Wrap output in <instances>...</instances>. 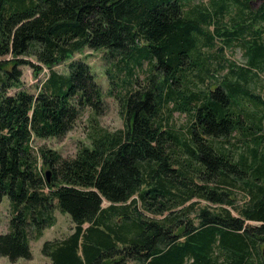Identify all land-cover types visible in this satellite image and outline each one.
Wrapping results in <instances>:
<instances>
[{"label": "trees", "instance_id": "trees-1", "mask_svg": "<svg viewBox=\"0 0 264 264\" xmlns=\"http://www.w3.org/2000/svg\"><path fill=\"white\" fill-rule=\"evenodd\" d=\"M250 2L0 0V202L11 212L0 256L31 259L29 239L56 224L57 208L74 225L43 243L49 264H264V98L250 86L264 69V0ZM232 46L244 65L223 54ZM86 48L113 60L123 128L93 125L70 158L35 148L64 137L82 108L104 111L85 60L54 69ZM24 64L49 70L35 94ZM173 112L190 117L187 134L168 123ZM235 133L250 140L238 155L225 146ZM197 200L220 207L198 208L194 223Z\"/></svg>", "mask_w": 264, "mask_h": 264}, {"label": "rangeland", "instance_id": "rangeland-1", "mask_svg": "<svg viewBox=\"0 0 264 264\" xmlns=\"http://www.w3.org/2000/svg\"><path fill=\"white\" fill-rule=\"evenodd\" d=\"M190 4H194L200 1L206 2V0H189ZM263 0H252L251 5L252 9H257L262 5ZM211 29V28H210ZM105 49L101 50H93L89 48L84 49L81 52H78V54H74L71 59H69L66 62H63L61 64H58L54 67V69L58 72L65 73L67 72L68 68L67 65L72 60H85L90 69L91 72H93L95 75V80L98 84L102 86V93L104 96V111L98 115L94 114L91 109L84 107L82 108V112L80 113L79 119L76 120L75 126L62 138H48V139H35L32 143V145L36 148L39 146L46 145L47 147L54 148L56 151L62 155V157H73L75 156V153L79 150V148L82 147V145L89 146L90 145V139H89V131L93 127V125H98L99 127L104 128V130H118L123 128L125 124L124 115H122L121 108L119 107L118 98L114 96L113 94H109L108 91L111 87V83H109V80L107 78V71L106 68L109 67V62L113 61L106 59V53L104 51ZM209 50V49H208ZM226 58L228 57L229 60L235 61L238 66L245 64V55L243 53V48L241 46H232L230 48L224 49L223 53ZM28 61H31L37 65H39L38 61H36L33 57H26ZM147 64L144 63L142 66L143 71H138L140 74V78L144 76L145 71L147 70ZM261 70L260 72H258ZM22 71V87L26 88L28 93H36L40 87H42V82L45 81V79L49 76L48 68L45 66L41 67V70L35 69V67L31 66L30 64H24L21 66ZM226 71V70H225ZM225 71L219 73L222 74ZM258 76L256 78H261V80H256L250 83L251 88H254L256 93H259L261 97L264 98V69H260L259 67H256L253 69ZM201 86V84H199ZM113 87V86H112ZM16 89H11L8 92L12 93ZM113 93L115 94V88H113ZM250 108L253 109V104L249 103ZM191 122L190 117L186 115L185 113H178L173 112L172 116L169 119V124L179 132H185L187 134L188 127ZM239 138V139H238ZM247 137H241L237 133L231 136V138H227V146L229 150H232L236 155L240 153H244L246 148L244 147L245 142L247 144H250V140ZM220 141H222V138H220ZM245 141V142H244ZM231 143H234V146H237L234 148V146H231ZM36 145V146H35ZM243 148V149H242ZM244 192L242 190L236 191V194L234 195V198L236 200L237 205H242V203H246V199L244 198ZM195 201V200H194ZM198 201V200H197ZM9 202L10 200L7 199V197H4L2 201L0 202V234L6 233L9 228V221H10V208H9ZM103 205L107 206L106 202L103 203ZM204 205L210 206L213 209L219 208V204H213V203H207L206 201L200 200L198 201V205L196 206V209H191L189 216L190 219L194 220V223H197L196 214L198 212V208L203 207ZM227 208L230 209L231 214L234 216H238L236 210L234 207L228 206ZM55 210V217H56V224L54 226H51L50 228L43 231V236L40 239L33 240V237L29 239L30 241V248L32 250L31 259H24L21 258L16 261H9L7 257L0 256V264H49L51 262L50 259L46 258L42 254V245L48 240L58 239L61 240L62 238H65L69 234L72 233L73 225L74 223L70 221V218L68 214L62 213L61 211ZM264 242L261 243V247L263 248ZM264 251V249H263Z\"/></svg>", "mask_w": 264, "mask_h": 264}, {"label": "water", "instance_id": "water-1", "mask_svg": "<svg viewBox=\"0 0 264 264\" xmlns=\"http://www.w3.org/2000/svg\"><path fill=\"white\" fill-rule=\"evenodd\" d=\"M45 173L47 174L46 179L49 181L50 180L51 173H50L49 170H46Z\"/></svg>", "mask_w": 264, "mask_h": 264}]
</instances>
